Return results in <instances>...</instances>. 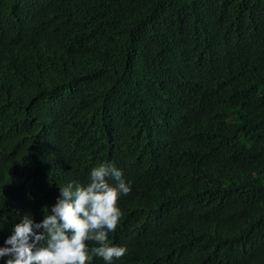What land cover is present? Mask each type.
I'll return each instance as SVG.
<instances>
[{
	"label": "trees",
	"instance_id": "trees-1",
	"mask_svg": "<svg viewBox=\"0 0 264 264\" xmlns=\"http://www.w3.org/2000/svg\"><path fill=\"white\" fill-rule=\"evenodd\" d=\"M196 146L201 196L172 172ZM100 164L153 264H264V0H0V247Z\"/></svg>",
	"mask_w": 264,
	"mask_h": 264
},
{
	"label": "clouds",
	"instance_id": "clouds-1",
	"mask_svg": "<svg viewBox=\"0 0 264 264\" xmlns=\"http://www.w3.org/2000/svg\"><path fill=\"white\" fill-rule=\"evenodd\" d=\"M138 61L133 44L123 46V64ZM124 67V68H125ZM204 125V123H203ZM188 165L172 167L176 176L197 182L196 196L207 193L215 173L214 161L203 148L192 149ZM109 179L114 184L109 183ZM153 184L146 187L151 189ZM121 170L111 164L91 169L87 184L70 182L40 222L30 214L13 226L0 247L5 264H153L155 232L135 209L124 208L120 198L130 193ZM2 206V201H0Z\"/></svg>",
	"mask_w": 264,
	"mask_h": 264
}]
</instances>
